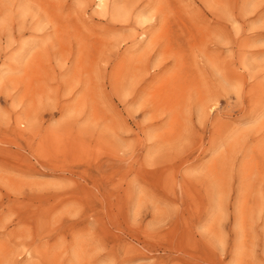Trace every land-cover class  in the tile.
I'll list each match as a JSON object with an SVG mask.
<instances>
[{
    "label": "rangeland",
    "instance_id": "374dc122",
    "mask_svg": "<svg viewBox=\"0 0 264 264\" xmlns=\"http://www.w3.org/2000/svg\"><path fill=\"white\" fill-rule=\"evenodd\" d=\"M0 264H264V0H0Z\"/></svg>",
    "mask_w": 264,
    "mask_h": 264
},
{
    "label": "bare ground",
    "instance_id": "6f19581e",
    "mask_svg": "<svg viewBox=\"0 0 264 264\" xmlns=\"http://www.w3.org/2000/svg\"><path fill=\"white\" fill-rule=\"evenodd\" d=\"M101 1V0H100Z\"/></svg>",
    "mask_w": 264,
    "mask_h": 264
}]
</instances>
